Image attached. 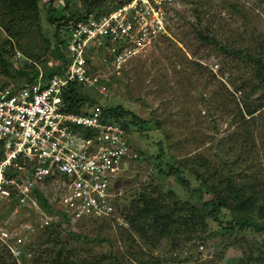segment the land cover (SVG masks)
<instances>
[{
  "label": "rangeland",
  "instance_id": "rangeland-1",
  "mask_svg": "<svg viewBox=\"0 0 264 264\" xmlns=\"http://www.w3.org/2000/svg\"><path fill=\"white\" fill-rule=\"evenodd\" d=\"M41 1V27L45 36L50 38L53 28L46 23L42 8V3L47 0ZM58 1L61 4L65 2ZM66 1L70 7H82V0ZM192 9L197 11L200 20L195 19ZM192 25H197L198 32L207 30L217 40L218 46L199 42ZM4 38L5 34L0 29V44ZM37 43L41 44V41L37 39ZM261 43L264 44V0H191L182 17L171 22L169 36L128 61L118 74L110 73L99 64V81L106 84V93L87 88L83 92L101 107L120 106L146 121L141 131L135 128L130 131V141L139 158L129 164L116 186V191L121 190L123 205L128 206L129 197H137L146 189L170 210L175 207L174 213L181 217L189 216L191 206L197 207L200 214L210 210L175 186L174 179L163 180L154 174V166L160 162L155 159L159 153L157 140L164 143L162 162L174 159L190 165L196 156L210 159L215 166L219 163V156L232 161L233 156L224 155L219 145L227 146L234 123L227 112L220 111L215 95L218 81H221L219 77L227 75L226 84L221 82L241 100V94L231 83L238 78L248 80L251 71L242 65L235 67L236 63L234 68L231 67L233 62L221 47L255 55ZM50 49L44 53V57L49 55L47 62L56 58L59 48ZM11 60L15 67L27 63L25 58H16L15 53ZM196 63L204 69L196 67ZM213 65L218 70L217 74L211 70ZM45 68L51 71L47 63ZM130 117L128 114L126 121L133 120ZM256 119L259 129L256 136L261 137L264 107L257 112ZM258 144L264 161V137ZM49 188L51 192L45 190L46 194L59 195L55 185ZM209 198L205 196V199ZM123 218L125 220V216ZM88 225L83 231H80V226H69L70 231L83 233L74 242V248L78 259L87 262L95 263L99 255L111 253V259H106V262L115 258L121 264H151L147 257L150 253L166 264H264L263 238L251 229H236L221 237L222 227L215 222H209L208 229L196 227L194 233V227L183 225L182 219L174 226L175 231L170 238L164 237L152 247L154 243L149 237L146 247L135 234L126 239L125 232H131L132 227L128 230L113 223H106L101 228L98 223ZM91 226L93 230L84 233ZM187 235L191 236V242H187ZM197 235H204L206 240L198 243Z\"/></svg>",
  "mask_w": 264,
  "mask_h": 264
},
{
  "label": "built area",
  "instance_id": "built-area-1",
  "mask_svg": "<svg viewBox=\"0 0 264 264\" xmlns=\"http://www.w3.org/2000/svg\"><path fill=\"white\" fill-rule=\"evenodd\" d=\"M188 1L124 0L92 12L67 27L65 44L47 62V79L39 70L31 84L0 81V247L16 264H27L28 247L46 227L62 223L63 229L72 225L83 231L88 224L113 223L129 228L117 212L122 193L115 189L139 158L130 133L104 119L100 106L87 114L64 112L62 95L72 83L106 93L99 64L118 74L169 36L171 22L182 17ZM219 79L226 84L228 77ZM50 185L59 195L45 193ZM36 191L54 208L43 210Z\"/></svg>",
  "mask_w": 264,
  "mask_h": 264
},
{
  "label": "trees",
  "instance_id": "trees-1",
  "mask_svg": "<svg viewBox=\"0 0 264 264\" xmlns=\"http://www.w3.org/2000/svg\"><path fill=\"white\" fill-rule=\"evenodd\" d=\"M64 1V4L58 0H47L42 3L46 23L53 28L52 35L47 38L41 27L39 6L41 0H0V29L5 34L0 44L1 82L18 86L31 84L41 68L44 79H47L48 71L45 65L49 55L44 57V53L50 48L65 44L67 27L92 12L106 11L110 7L121 5L124 0H82L80 9L70 7L68 1ZM192 10L195 19L200 20L197 11ZM192 30L195 38L202 44L218 46L217 40L207 30L198 32L197 25H192ZM37 39L41 44L37 43ZM221 49L229 61L233 62L231 67L234 68L233 64L236 63L235 67L242 65L251 71L248 80L238 78L231 83L235 91L240 92L241 100H238L221 81H218L215 95L220 111L227 112L234 123L227 146L219 145V149L220 151L223 149L224 155L231 154L234 159L231 161L228 157L219 156L217 166L210 159L201 156H196L190 165L174 159H165L162 162L164 143L158 139L159 153L155 159L160 162L154 166L156 172L154 174L163 180L174 179L175 186L196 198L202 206L210 207V210L200 214L197 207L190 205L189 216L181 217L174 213L175 207L170 210L145 189L140 191L139 196L129 197L128 206L123 205V197L117 203V212L122 217L125 216L129 228L132 227V233L125 232L126 239L135 234L142 244L146 245V239L150 237L154 247L164 237L170 238L175 231L174 226L183 219V225L194 227V233L196 227L208 229L209 222H215L222 227L221 237L233 233L236 229L241 231L251 229L261 235L264 242V161L259 154L258 144L259 139L264 137V132L262 138L256 136L259 130L256 115L264 107V44H259L255 55L245 54L238 49L225 47ZM15 52L21 53L27 63L15 67L11 60ZM233 58L236 62L232 61ZM195 65L204 69L199 63ZM84 90L83 86L74 83L64 90L62 95L64 112L87 114L96 106H100L96 100L83 92ZM101 109L104 119H111L120 124L128 133L134 128L141 131L146 122L120 106ZM128 114L133 120L126 121ZM35 195L43 210L49 211L54 208L42 194L36 191ZM206 195L210 198L205 199ZM105 224H99V228ZM81 236L77 231H70L67 226L63 229L62 223L44 228L27 249L31 254L27 264H121L115 258L106 262V259H111V253L99 255L95 263L79 260L74 242ZM187 240L192 241L190 235H187ZM205 240L204 235L196 236L198 243ZM148 254L151 264H166ZM0 264H16L14 258L2 247Z\"/></svg>",
  "mask_w": 264,
  "mask_h": 264
}]
</instances>
